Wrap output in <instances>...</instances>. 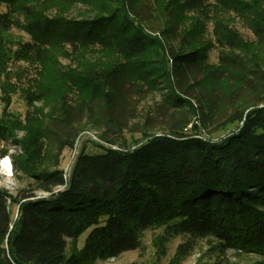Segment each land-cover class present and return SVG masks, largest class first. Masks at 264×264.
<instances>
[{
	"label": "trees",
	"instance_id": "1",
	"mask_svg": "<svg viewBox=\"0 0 264 264\" xmlns=\"http://www.w3.org/2000/svg\"><path fill=\"white\" fill-rule=\"evenodd\" d=\"M250 1L255 43L242 41L223 17L240 12L241 0H170L174 15L195 12L202 24L200 17L211 19L212 41L187 39V48L165 54L144 32L143 6L133 0H0V76L11 58L38 63L26 91L29 104L55 102L42 128L0 119V139L24 131L19 170L38 160L47 142L57 157L70 148L83 119L115 143L137 116L139 101L160 85L167 89L156 107L159 135L143 133L131 148L81 150L61 191H53L64 184L61 170L29 171L44 197L0 188V264H92L138 249L142 231L152 226L169 236H210L221 250L255 253L260 259L252 264H264V10L259 0ZM74 4L92 15L61 14ZM12 27L29 36L14 51L4 38ZM215 45L214 65L208 51ZM95 47L108 59L65 69L57 64L59 55ZM2 100L6 110L10 100ZM191 100L202 123L224 121L220 128L233 129L216 140L193 133L195 124L186 133ZM10 203L17 205L14 218ZM86 230L82 247L67 254L68 243Z\"/></svg>",
	"mask_w": 264,
	"mask_h": 264
},
{
	"label": "rangeland",
	"instance_id": "2",
	"mask_svg": "<svg viewBox=\"0 0 264 264\" xmlns=\"http://www.w3.org/2000/svg\"><path fill=\"white\" fill-rule=\"evenodd\" d=\"M241 1L238 3L240 12L231 10L223 17L242 41L255 43V37L250 26L255 18L254 3L250 0ZM133 2L139 10L140 6H143L142 11L145 12L146 19L139 23L147 35L161 43L165 54L168 53L170 48H187V39H197L202 42L212 41L213 22L211 19L200 17L202 24L198 23L197 13L195 12H188L184 16L174 15L169 5L170 0H133ZM259 6L264 10V0H259ZM4 9V6L1 5L0 10ZM55 12L57 10H51L50 13L53 14ZM61 14L66 17L82 18L90 17L92 11L85 5L74 4ZM197 27L200 32L195 36L194 31ZM184 33L187 34L186 37L183 36ZM4 38L7 47L12 51L18 48L19 43L29 40V36L18 27L9 29L4 33ZM217 47L215 45L208 51V62L210 64H217ZM79 54H71L70 57L59 55L57 56V64L65 69L68 66L74 67L80 60L98 61L108 59L107 55L100 52L96 47L83 51L81 55ZM40 68V64L24 60L11 58L7 62L4 72L0 76V119L7 120V117H11L13 120L21 121L24 125L29 123L38 128L44 127L52 108L55 106V102L46 100L33 101L32 104H29L26 96V91L31 88L30 84L34 79H37V72ZM165 93H167V89L164 85H160L157 90L148 92L139 101L137 116L132 120V124L127 130L122 132L115 140V143L109 144L105 142L100 136L101 129L87 123L83 119L72 145L77 146L80 154L83 149L89 152L97 151L98 148H96L95 144L131 148L135 142L141 141L143 133L159 135L163 132V128L161 120L156 117V107L161 103ZM2 96L10 100L6 110H4L5 104ZM191 104L193 115L191 116V121L184 129L186 133H192L191 128L195 124L197 128L193 133H197L198 136L204 138L216 140L228 133L231 128L233 129V126L231 128L229 126L220 128L219 125L224 121L202 123L199 120L200 109L198 102L191 100ZM148 117L152 120H148L146 125H144L145 118ZM23 135V130L13 129L11 135H6L0 139V153L3 150L5 151V154L0 156V164L1 159L6 157L11 166L10 173H7L0 166V188L5 189L12 196H16L19 190L26 189H32L37 197L47 196L46 192L34 189V179L29 171L59 169L62 172L68 167L69 159L75 149L73 146L66 148L57 157L55 144L47 142L41 157L28 166L26 171L19 170L16 163H19L18 160L22 159L23 150L20 140H22ZM92 135L99 140H92ZM57 162L58 165L56 166ZM55 189L56 187L53 191ZM9 210L12 218H14L17 213V205L10 203ZM88 232L89 230L84 231L74 242L68 243L67 254L71 252L72 248L77 250L82 247ZM140 239L141 246L138 249L122 252L116 257L96 259L92 264H252L260 259V256L255 253L243 252L233 248L221 250L217 241L210 236L203 238L189 235L169 236L162 226H152L144 229Z\"/></svg>",
	"mask_w": 264,
	"mask_h": 264
},
{
	"label": "built area",
	"instance_id": "3",
	"mask_svg": "<svg viewBox=\"0 0 264 264\" xmlns=\"http://www.w3.org/2000/svg\"><path fill=\"white\" fill-rule=\"evenodd\" d=\"M91 139L92 140H99V139H97L96 138V136H91ZM73 146V145H72ZM74 147V151H73V154H72V156L70 157V159H69V163H68V167L67 168H65L62 172H61V174H62V177H63V180H64V184L63 185H60V186H58V187H56V189L54 190V192H57V191H61V190H63L64 189V187H65V185H66V183H67V181L69 180V178H70V175H71V172H72V170H73V167H74V165H75V163H76V160H77V156H78V154H79V150H78V148H77V146L75 145V146H73ZM113 148H116L115 146H112Z\"/></svg>",
	"mask_w": 264,
	"mask_h": 264
},
{
	"label": "bare ground",
	"instance_id": "4",
	"mask_svg": "<svg viewBox=\"0 0 264 264\" xmlns=\"http://www.w3.org/2000/svg\"><path fill=\"white\" fill-rule=\"evenodd\" d=\"M0 166L3 167V169L7 172V173H10L11 172V166H10V163H9V160L8 158H3L1 159V164Z\"/></svg>",
	"mask_w": 264,
	"mask_h": 264
},
{
	"label": "water",
	"instance_id": "5",
	"mask_svg": "<svg viewBox=\"0 0 264 264\" xmlns=\"http://www.w3.org/2000/svg\"><path fill=\"white\" fill-rule=\"evenodd\" d=\"M60 192H58V194H59Z\"/></svg>",
	"mask_w": 264,
	"mask_h": 264
}]
</instances>
